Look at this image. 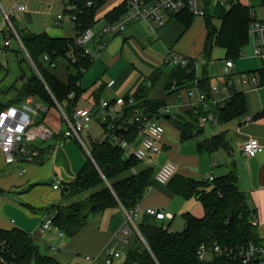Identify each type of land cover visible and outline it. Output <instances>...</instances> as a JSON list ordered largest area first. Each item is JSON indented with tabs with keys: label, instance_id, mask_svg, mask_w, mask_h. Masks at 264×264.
I'll list each match as a JSON object with an SVG mask.
<instances>
[{
	"label": "crops",
	"instance_id": "crops-1",
	"mask_svg": "<svg viewBox=\"0 0 264 264\" xmlns=\"http://www.w3.org/2000/svg\"><path fill=\"white\" fill-rule=\"evenodd\" d=\"M235 2L256 9V12L253 10L256 19L264 20L257 14L258 9H264V0H204L206 16L212 18L218 30L222 18ZM122 4L125 0H107L96 11L97 24L93 29L99 32L104 25L110 24L107 15ZM18 5L23 9L19 10ZM70 9V0H0V112L11 106L22 109V105L28 103L38 110L34 119L39 133L31 147L37 154L30 159L18 156L16 164H6L0 150V230L19 229L33 234L39 248L60 264H104L107 255L116 252L120 257L115 260L122 262L138 234L137 224L151 222L150 218H155L146 213L147 208L173 213L172 220L159 222H165L164 225H171L175 230L178 214L190 213L197 217L204 214L197 198L183 196L188 180L210 185V177L217 179L235 171L239 188L246 194L249 207L255 210L258 236L264 244V152L255 158H249L242 152L243 144L249 139L258 140L264 146V56H255L250 37L242 56L231 60L234 63L232 77L238 80L246 74L250 78L256 76L258 81L237 84L228 90L223 85L225 74L219 83H215L209 73V64H201L207 39L206 16L195 17L189 29L176 16H171L163 26L153 24L151 28L144 22H137L117 35L94 39L89 45L94 59L83 70L78 83L83 92L75 104V108H87L93 113L92 122L83 131L89 138L87 146L83 138L82 142L65 138L68 127L63 120L64 106L37 96L20 99L24 83L38 74V70L16 34L45 33L52 38L73 39L75 30L68 13ZM59 15L63 16L60 20ZM100 24L102 27L97 29ZM8 40L11 46L6 47ZM100 41L106 43V48L97 54L96 47ZM226 54L224 48L214 47L208 61L224 62L226 71ZM171 55L200 62L201 67H195L194 82L179 86L170 84L169 74L175 68ZM156 72L157 78L154 79ZM199 79L210 80V94L199 89ZM235 93H243L245 113L227 123H219L214 107ZM137 95L142 97V101L163 102L158 115H151L147 110L144 112L163 125L165 135L160 145L161 154L141 161L135 168L137 174L147 170L153 172L151 187L139 205L141 212L135 225L128 221L129 213L119 205L91 217L72 239L61 238L56 232L40 234L41 223L54 214L53 208L61 203L63 185L73 181L88 158L92 157L91 144L98 141L90 137L92 123L109 124V129L114 130L116 121L127 107L137 105ZM200 95L205 97L204 103L200 102ZM131 96L134 104L125 106V100ZM69 98L74 99L75 94ZM106 101L112 104V109L101 107ZM201 110L206 115L199 118L202 131L192 140H182L175 120H192L191 116L198 115ZM137 111L143 110L138 108L135 113ZM105 116L108 117L107 122H103ZM207 116L214 120L208 119L202 125V119ZM131 120L128 125L134 127L138 134L136 141H130L132 149H135L140 146L142 136ZM220 134H225L227 147L212 152L200 147ZM125 156L130 157L126 152ZM166 161L173 162L177 171L167 185H161L156 182L155 174ZM56 184L60 189L54 188ZM123 228L128 229L129 234H121ZM88 256L92 257L90 261L86 259Z\"/></svg>",
	"mask_w": 264,
	"mask_h": 264
},
{
	"label": "trees",
	"instance_id": "trees-1",
	"mask_svg": "<svg viewBox=\"0 0 264 264\" xmlns=\"http://www.w3.org/2000/svg\"><path fill=\"white\" fill-rule=\"evenodd\" d=\"M88 1H94V6L87 8ZM106 2L107 0H70L71 9L68 13L70 16L76 15L75 26L78 30L84 32L93 29L97 24L96 11ZM126 11L125 4L111 11L107 15L109 23L120 20V16ZM174 16L186 29L191 27L195 18L188 8ZM255 18L253 10L240 2H235L222 18L219 30L207 15V39L203 53L205 59H210L214 47L224 48L228 61L239 59L249 44V27ZM19 35L38 70V74L35 73L24 83L20 99L37 96L52 104L57 102L70 115L83 92L78 83L82 79L83 70L91 65L90 58L82 57L77 62L71 61L68 57L70 53L73 51L76 55L82 50L75 46L72 39L52 38L45 33ZM45 55L50 59L48 62L44 60ZM61 60L68 62L66 81L52 71ZM193 63L190 60L187 66H175L169 74L170 84L179 86L194 82L196 69ZM156 76L157 72L154 79ZM198 87L206 94L211 92L208 79H199ZM72 93L75 94L74 99L69 98ZM135 100L137 105L127 107L123 116L116 121V129H109V124L102 125L106 139L92 142V157L88 158L76 178L65 183L61 189V203L53 208L54 224L64 231L68 239L77 236L91 217L107 209L121 205L129 214H133L151 187L153 172L147 170L135 173V168L141 161L134 156H125V151L111 140L112 135L117 134L124 135L131 142L136 141L138 134L134 127L128 125L136 109L147 110L155 116L164 105L161 101H142V97L138 95ZM245 111L243 93H235L226 102L217 104L213 112L218 122L223 124L243 115ZM203 116L206 115L201 110L198 115L191 116L192 120H175L182 140H192L202 131L199 118ZM227 146L225 134L200 145L211 152ZM183 196L188 199L197 198L204 208V214L201 217L185 214V228L181 232L173 230L171 225L162 224L159 222L161 220H157L159 223L144 221L137 224L146 244L137 234L124 261L114 260L113 264H242L225 254L216 253L211 254L209 260L200 261L198 249L202 244L212 247L217 243L224 249H235L251 243L263 244L258 236L257 226L253 224L255 210L249 207L246 194L239 188L235 171L214 179L210 185L188 180ZM0 241L4 243L0 247V257L8 264H60L54 257L43 252L30 234L19 229L0 230Z\"/></svg>",
	"mask_w": 264,
	"mask_h": 264
},
{
	"label": "built area",
	"instance_id": "built-area-1",
	"mask_svg": "<svg viewBox=\"0 0 264 264\" xmlns=\"http://www.w3.org/2000/svg\"><path fill=\"white\" fill-rule=\"evenodd\" d=\"M204 0H125L127 8L126 13L122 18L114 23L104 25L99 32L95 29H87L82 32L75 26L76 15H71L70 19L72 27L75 30V36L73 42L77 48H82L78 54H74L72 51L68 56L72 62H77L82 57H89L92 62L94 54L90 48V43L94 39L99 37L103 39L107 36H114L123 32L127 26L144 22L152 28L153 24L163 26L166 19L174 16L184 9H187L193 13L195 17H205L206 11L203 6ZM94 1H88L87 8L93 7ZM19 10L23 9V6H17ZM63 16L59 15L58 20ZM17 38L25 50L22 40L19 35ZM249 37L253 42L254 54L257 57L264 56V20H255L250 24ZM5 46H11V42L8 40L5 42ZM106 48V43L100 41L96 47V52L99 54ZM29 57V55H28ZM45 61H49L47 55L44 56ZM171 63L174 66H187L190 63L188 58H179L171 55ZM200 62L193 63L196 67ZM55 65V63H54ZM234 63L228 61L226 63L224 86L228 90L235 85L246 84L247 82H257L256 76L250 78L248 75L243 74L240 79H234L232 77V68ZM196 69V68H195ZM73 93L70 95L72 96ZM200 102H205V97L200 95ZM134 97H128L125 100V106L133 105ZM110 102H103L101 107L105 110L112 109ZM38 110L30 106L28 103L22 105V109L15 106H11L6 110L0 112V150L4 154L6 164H16L17 157L30 159L37 154L36 151L31 150L32 144L39 138V133L36 129L34 116H37ZM209 120H214L212 116H207L202 119L201 124H205ZM63 120L66 123L68 129L65 132V138H71L82 142L81 133L92 122L93 113L87 108L77 107L73 112L68 115L63 114ZM108 117H103V122H107ZM138 130V133L142 136L140 146L132 149L133 143L125 138L124 135L113 134L111 137L112 142L123 149L128 156H134L139 161H145L151 156L159 155L162 152L160 145L162 144L165 128L162 124H159L154 116L149 115L144 111H137L131 120ZM116 129V128H115ZM242 152L249 158H255L264 152V146L260 144L258 140L249 139L242 147ZM177 171L176 165L171 161L164 162L155 174V180L158 184L167 185L175 176ZM213 181L214 177H210ZM55 189H60L59 185L54 186ZM141 212V208L138 207L133 214H127L128 221L135 225V221ZM146 213L150 216H154L157 220H172L174 218L173 213L160 211L155 208H147ZM253 224L257 225V219L253 220ZM137 230V228L135 227ZM40 234L44 235L50 232H56V234L63 238L65 233L54 224V214L45 219L39 228ZM138 232V230H137ZM121 234H129V230L126 228L121 229ZM34 238L33 234H30ZM4 243L0 241V247H3ZM53 250L55 246H50ZM225 254L231 260L241 261L242 264H264V244L251 243L248 246L237 247L235 249H224L221 245L215 243L210 247L206 244H202L198 249V257L200 261H207L210 259L211 254ZM119 253H110L104 259V264H113L114 260L119 258ZM88 261L92 257L86 258ZM0 264H8L7 261L0 257Z\"/></svg>",
	"mask_w": 264,
	"mask_h": 264
},
{
	"label": "rangeland",
	"instance_id": "rangeland-1",
	"mask_svg": "<svg viewBox=\"0 0 264 264\" xmlns=\"http://www.w3.org/2000/svg\"><path fill=\"white\" fill-rule=\"evenodd\" d=\"M214 2H213V7H214ZM254 10V9H253ZM256 12V9L254 10ZM257 14L260 17H264V9H258ZM102 26L101 24L97 27V29H100ZM74 39V38H73ZM72 39V40H73ZM251 46V45H250ZM251 48V47H248ZM209 64V73L210 76L213 77V80L215 83H219L220 77H222L225 74V70L223 68L224 62L221 61H208L204 58V61L201 64ZM201 64H197V66H200ZM201 67V66H200ZM53 73L56 74L61 80L66 81L67 80V75H68V62L66 60H61L58 64V66L54 69H52ZM64 125V123H63ZM90 137L95 140L103 141L106 139V134L104 131V128L96 121L92 123L91 130H90ZM82 138L84 139V142L86 143L87 146H89V138H87L86 133H82ZM202 211V210H201ZM151 222H156L155 218H150ZM163 224H166L163 222ZM184 224H185V219L183 214H178L174 229L178 232H181L184 230ZM138 236L141 237L143 242L146 244L142 236L140 235L139 231L137 232Z\"/></svg>",
	"mask_w": 264,
	"mask_h": 264
}]
</instances>
